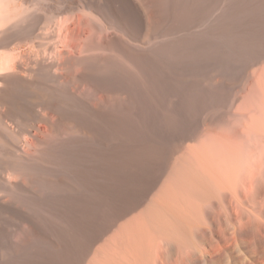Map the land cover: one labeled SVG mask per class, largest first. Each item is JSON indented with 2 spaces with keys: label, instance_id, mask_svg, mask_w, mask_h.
<instances>
[{
  "label": "bare ground",
  "instance_id": "1",
  "mask_svg": "<svg viewBox=\"0 0 264 264\" xmlns=\"http://www.w3.org/2000/svg\"><path fill=\"white\" fill-rule=\"evenodd\" d=\"M165 175L264 264V0H0V264H84Z\"/></svg>",
  "mask_w": 264,
  "mask_h": 264
},
{
  "label": "rangeland",
  "instance_id": "2",
  "mask_svg": "<svg viewBox=\"0 0 264 264\" xmlns=\"http://www.w3.org/2000/svg\"><path fill=\"white\" fill-rule=\"evenodd\" d=\"M178 156L179 155H177L175 159ZM181 156L183 157L182 154ZM175 159L173 161V166H174V162L179 161L178 160L179 157L177 158V160ZM177 163L180 162H176L175 164ZM172 169H175V166ZM167 175L169 174L167 173ZM167 175H165L164 178H162V180L158 184L160 186H157L155 188L154 192H152L149 195L147 200L143 203V206L140 207L138 211H136L128 218L118 223L108 234H106L104 237H102V239L98 240L95 243L93 249L89 253V256L84 262V264H217L220 263L218 259L219 258L218 253H215L211 249V247L210 248L208 247L205 250L204 247L201 245L202 241L198 238L199 233L196 230L190 231L187 229L186 224H184V222L182 221L183 216L179 214L180 212L183 214L182 212L183 209H181V207L183 206L180 205L182 203L180 202H179L180 204L178 203L181 210L178 208L180 212H177L178 210L177 207H179L177 202H173L172 205L166 199L168 201V202L166 201V204L170 203V205L169 204L166 205L168 208V212L172 214L168 212L166 213L167 208L165 210L164 207L165 197H163L164 200L160 198L163 195L159 197V195L161 194V193L159 194V190L161 191V189L158 187L164 189L163 188L165 187L163 186L164 184L165 185L168 184L165 188L169 186L168 181L171 177L169 178V176L167 177ZM164 180H167V182L165 181L166 182L165 183ZM161 182H164V184ZM161 192L162 194H165L163 190ZM158 199H161L162 204L158 202L159 201ZM177 201L182 202V200H177ZM159 204L161 206L163 205L164 209H161L162 207L159 208L160 207ZM175 207L176 209H173ZM150 210L153 212H151ZM175 213L177 215V217L175 216L176 218L174 217ZM176 219L177 220L180 219L181 222H183V224L179 226L177 222L179 223L180 221H177ZM178 226L179 228L181 227L179 230L177 229ZM189 238L191 240H189ZM117 241L119 242L117 243ZM210 249L211 252H209ZM237 254L241 257L239 261V263H241L242 261L247 260V258L249 259L248 255L250 253H248V249L240 248ZM222 264H228V262L222 261Z\"/></svg>",
  "mask_w": 264,
  "mask_h": 264
}]
</instances>
